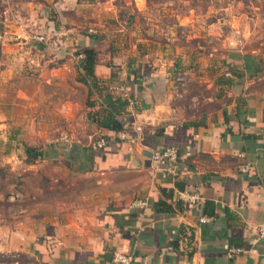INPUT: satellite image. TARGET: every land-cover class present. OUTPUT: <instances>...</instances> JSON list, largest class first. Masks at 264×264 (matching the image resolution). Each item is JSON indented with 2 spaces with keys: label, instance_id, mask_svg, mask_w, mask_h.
<instances>
[{
  "label": "crops",
  "instance_id": "0c3cea01",
  "mask_svg": "<svg viewBox=\"0 0 264 264\" xmlns=\"http://www.w3.org/2000/svg\"><path fill=\"white\" fill-rule=\"evenodd\" d=\"M112 8L113 0H20L15 19L0 21L8 42L3 51L11 48L10 58L39 65L31 74L45 72L46 82L66 81L63 73L75 71L79 50L103 41V12ZM231 34L219 54L206 52L200 72L193 70L204 92H193L187 105L162 65L139 67L136 51L107 52L106 60L98 53V81L136 102L122 113L127 136L94 126L105 137L100 148L64 135L38 149L53 198L40 211L36 193L25 202L19 193L9 195L1 218L13 223L0 226L1 250L28 253L32 264H115L116 250L130 253L131 264H264L258 233L264 225V33L251 40L245 31L246 37ZM102 94L95 93L89 112H98ZM165 145L178 149L174 172L152 159ZM53 163H64L61 176ZM243 163L249 171L239 170ZM136 199L147 205L134 207ZM160 200L168 209L157 208ZM234 247L242 251L232 253Z\"/></svg>",
  "mask_w": 264,
  "mask_h": 264
},
{
  "label": "rangeland",
  "instance_id": "374dc122",
  "mask_svg": "<svg viewBox=\"0 0 264 264\" xmlns=\"http://www.w3.org/2000/svg\"><path fill=\"white\" fill-rule=\"evenodd\" d=\"M19 3L20 0H0V21L9 23L15 19L13 14ZM112 9L115 12H103V41L96 47L99 55L104 58L107 52L124 55L136 51V55L139 52V56L135 55V59L139 57V67L162 65L167 71L166 78L177 93H181L178 99L186 105L193 104V92L198 95L204 92L203 86L193 82V70L200 72L205 54L210 51L219 54L223 38L230 37L233 32L246 37L247 25L252 31L247 39L260 35L261 31L264 33L261 27L264 25V0H113ZM209 23L213 24L208 26ZM3 31L0 26V35ZM8 33L17 36L12 34L13 30ZM3 41L0 36V226L13 223V219L8 222L1 218L9 195L19 193L18 197H23L25 202L30 194L36 193L40 211L45 209L46 200L53 198V190H47L46 185V162L38 157L27 160L31 157L26 155L24 146L32 147V152L37 151L64 135L82 142L94 141L100 135L91 123L95 113L89 110L95 93L109 92L99 80L97 87L92 89L95 93H88V87L76 74L78 62L74 64L76 72L72 69L63 73L66 81L46 82L45 72L40 76L31 74V69L38 67L39 70V65L28 66L27 60L10 58L13 51L8 47L3 51V46L8 45ZM143 52L150 54L146 61H142ZM7 65L12 70L10 74L2 70ZM62 164L53 163V166H60L58 172H54L56 176L62 175ZM59 181L62 186L60 178ZM76 181L74 179L73 183ZM58 192L56 197H61L67 187L59 188ZM1 249L0 245V264H32L28 253H20L13 247Z\"/></svg>",
  "mask_w": 264,
  "mask_h": 264
},
{
  "label": "trees",
  "instance_id": "16d2710c",
  "mask_svg": "<svg viewBox=\"0 0 264 264\" xmlns=\"http://www.w3.org/2000/svg\"><path fill=\"white\" fill-rule=\"evenodd\" d=\"M79 52L82 54V57L78 60V66L76 67L78 70V80L82 82L84 85L88 87V93H91L92 89L97 87L98 79L94 74V66L98 60V52L95 47L92 46H84ZM133 73L129 76L134 77ZM101 97V106L98 112L95 113L93 122L97 128H107L116 132V134L124 129L125 122L122 117V113L125 110L126 105L128 104V100L120 95H113L110 92H105ZM90 103V102H89ZM92 104V102L90 103ZM264 118V116H263ZM25 147L26 155H30V159L34 160L40 156V151H33L32 147L27 145ZM179 161V155L177 164ZM179 187H182L178 184ZM170 195V192L167 193ZM158 205H161L162 209H168L166 202L164 200H160L156 202L157 208Z\"/></svg>",
  "mask_w": 264,
  "mask_h": 264
},
{
  "label": "built area",
  "instance_id": "2783aa9c",
  "mask_svg": "<svg viewBox=\"0 0 264 264\" xmlns=\"http://www.w3.org/2000/svg\"><path fill=\"white\" fill-rule=\"evenodd\" d=\"M80 57H82V54H80ZM128 105L131 107V110H134L136 108V102L129 100ZM129 115H132V112L130 111ZM137 130L140 129L138 126H134ZM118 137L121 139H125L127 136V132L125 129L119 131L117 133ZM93 144L95 147L100 148L105 145V137L100 135L97 139L93 141ZM178 149L173 145H165L161 146L157 150L153 151L152 153V159L156 162H164L168 165V169L172 172L175 171L177 168V160H178ZM251 168V165L249 163H243L239 166V170L242 172L249 171ZM181 198L185 200H189L190 202L194 201L196 199V195H181ZM147 205V201L142 199H136L133 201V206L137 208H144ZM259 235H264V225H260L258 228ZM232 253L240 252L242 251V247H234L230 249ZM133 260V257L130 253L123 252L120 250H116L113 252L112 255V262L115 264H131Z\"/></svg>",
  "mask_w": 264,
  "mask_h": 264
}]
</instances>
